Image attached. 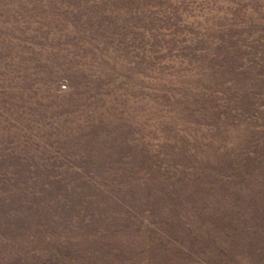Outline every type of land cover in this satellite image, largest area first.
<instances>
[{"label":"rangeland","instance_id":"1","mask_svg":"<svg viewBox=\"0 0 264 264\" xmlns=\"http://www.w3.org/2000/svg\"><path fill=\"white\" fill-rule=\"evenodd\" d=\"M0 264H264V0H0Z\"/></svg>","mask_w":264,"mask_h":264}]
</instances>
